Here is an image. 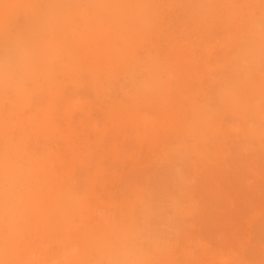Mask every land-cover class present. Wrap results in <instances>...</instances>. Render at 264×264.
I'll return each mask as SVG.
<instances>
[{"label":"rangeland","instance_id":"1","mask_svg":"<svg viewBox=\"0 0 264 264\" xmlns=\"http://www.w3.org/2000/svg\"><path fill=\"white\" fill-rule=\"evenodd\" d=\"M127 1L130 8H149L141 29L132 27L139 18L114 26L112 9H119L122 0L59 2L57 19H65L47 28H42L43 15L56 0H0V60L13 57L20 41L34 36L32 64L20 70L13 89L0 87V110L16 111L14 122L22 124L26 117L45 115L47 129L33 135L29 148L35 147L31 157L41 148L49 152L47 165L35 161L29 178L21 181L37 214L25 212L14 221L18 247L13 264H54L71 245L78 248L75 260L85 251L81 233L86 230L110 235L143 225L151 233L159 211L172 225H155L161 241L144 264H264V135L253 141L241 134L247 123L256 125L243 105L264 111L259 92L264 0ZM74 10L79 13L70 15ZM177 57L180 77L195 73V83L174 80L170 66ZM234 66L241 68V89L233 90L232 83L227 94H217L223 83L219 77ZM178 86L185 97L191 89L199 95L191 104L178 102L182 111L168 117L173 127L152 144L131 129L115 127L119 115L132 109L139 118L157 119L158 103L169 87ZM22 90L25 96L11 106ZM206 99L209 108L202 107ZM208 119L227 129L238 125L241 137L229 131L221 143L203 128ZM191 126L205 131L204 142L195 144ZM1 130L0 146L13 149L15 140L4 143L5 136L13 140L18 130ZM176 148L180 161L173 167L185 178L169 190L182 206L180 214L162 207L163 199L151 190ZM74 194L80 204L74 203ZM144 208L149 216L142 215ZM9 220V215L0 217V235H7ZM95 258L93 248L84 264Z\"/></svg>","mask_w":264,"mask_h":264},{"label":"bare ground","instance_id":"2","mask_svg":"<svg viewBox=\"0 0 264 264\" xmlns=\"http://www.w3.org/2000/svg\"><path fill=\"white\" fill-rule=\"evenodd\" d=\"M15 0H13L14 2ZM65 0H56L54 5L50 6L48 8L44 15H43V26L42 28H47L46 26L51 24L53 20L56 19L59 22H62L63 19H65V16H61L57 19L59 10L63 5ZM68 0H66L67 2ZM106 2L110 1H118V0H105ZM52 2V0H51ZM54 2V1H53ZM61 4H60V3ZM122 4L120 5L119 9H112V12L114 14V19L116 23H113L114 26H119V22L121 19H129V18H136L139 20L135 21L132 24V27H137L138 29H141L144 25V22H142V17L146 15L149 10L148 7H132L130 8V4L127 0H122ZM52 4V3H51ZM61 6V7H60ZM75 9V8H74ZM77 10V9H75ZM72 11L70 15L77 14L79 11ZM113 22V21H112ZM111 22V23H112ZM39 24V23H38ZM31 36V35H30ZM27 37V35H25ZM34 36L27 37L20 41V46L16 48L15 55L13 57H8L7 60H0V84H4L0 87L7 86L9 88L13 89V81L15 78L21 76L20 73L22 71L26 72L29 68V65L31 66L30 62V52L32 51L33 45L32 39ZM264 38V37H263ZM124 39L123 41H125ZM247 54L249 55V58L253 56V48L250 47ZM16 57V58H14ZM248 58V59H249ZM177 62L176 65L170 66V71L173 74L174 80L179 82L181 79L189 80L193 83H195L197 80V75L195 73L190 72L185 78L180 77L179 70L181 69V63L179 58H176ZM253 60V59H252ZM11 61L15 62L14 66H11ZM9 65V68H7ZM188 65L191 67L195 66L193 62H189ZM222 66H226V63H222ZM227 69V73L223 74L219 77L223 83H221L216 89V93L220 95H225L229 92L230 88L228 85L233 86V90L241 89V79L239 75V69L238 67H233V69ZM248 74V73H247ZM246 77V76H245ZM29 78H31V75H29ZM32 79V78H31ZM245 79V78H243ZM183 86L178 87H169L166 91L165 96L163 99L158 103L156 112L158 115L157 119H152L151 115L149 117L146 115L144 117L139 118L138 113L135 110H131L130 113L124 115H119V120L116 121L114 124L116 128H128L133 130V133L136 137L139 138V140L143 141L144 143H153V140H155L156 136L159 134L164 135L170 131V129L173 127L169 123L168 117L173 116L176 117L181 111L182 107L178 104L179 101H187L188 104H191V101L194 99V97H197L199 94H194L193 90L191 89L190 94H188L187 97L183 95L182 92ZM10 89V90H12ZM23 89V88H21ZM20 89V90H21ZM15 91V90H14ZM13 92V91H12ZM25 90H22V93H20L19 98L16 100L11 101V106L17 107L19 104V101H21L22 96L24 97L26 93H24ZM259 92L262 93L260 97H264V80L262 79V83L259 84ZM16 96V93H14ZM208 99H206L202 103V107L209 108ZM254 105H243V109L247 112L249 116V120H253L256 122V125L258 127H252L251 124L246 125V129L241 130V134L243 138H248L250 140L256 141L258 138H260L262 135H264V129L261 127H264V111L258 110ZM242 107V106H241ZM192 108V107H190ZM194 110V109H193ZM194 114V113H193ZM15 116L18 118V113L14 110H7L3 111V109L0 110V138L3 136L2 134V128L7 129H16L18 130V133L16 134L17 138H7L4 140V143L12 144V141L15 140L13 149H10L8 147L0 146V217L3 215H9L10 220L7 221L9 225L7 226L8 231L7 235H0V264H13V260H16V254H17V247H18V240L17 235V228L14 226V221L18 218H21L23 214L29 213V214H37V207L32 206V204L29 203V195L30 191L28 186H24V184L21 182L22 180H27L29 169L31 165L36 161L38 164L47 165L48 158L46 155H49L48 151L42 150V148L37 151L35 154L37 157L36 160H34V157H31V152L35 150L34 146L29 148V144L31 142V139L33 141L34 134L41 132L42 130L47 129V123L45 119V115H41L40 117H26L25 123H19L18 121L14 122L13 117ZM121 116V117H120ZM20 118V117H19ZM13 119V123L12 120ZM17 120V119H16ZM251 120V121H252ZM23 121V120H22ZM193 121L196 122V119L193 118ZM113 125V126H114ZM203 127V125L201 126ZM208 134H215L217 138L220 140L221 143H225L226 139L229 137V131H232V133L236 134L238 132L240 134L238 125L233 124L231 129L224 128L222 124H216L211 123V120L208 119L207 122H205L203 127ZM13 132V130H12ZM27 132V138H24L23 134ZM188 132H191L194 137L195 144L198 141L204 142V130L197 128V127H189ZM4 134V133H3ZM14 134V133H13ZM170 134V133H169ZM240 134V137H241ZM12 135V134H11ZM15 136V135H14ZM15 136V137H16ZM12 137V136H11ZM3 139V138H2ZM3 142V140H1ZM2 144V143H1ZM3 145V144H2ZM189 148L191 150H194L196 152L197 148L196 145H190ZM171 156V162L167 159V165L165 166V173L164 177L160 178L158 180H152L153 187H152V195H159L163 200L161 201L162 207L165 209H170L174 211L177 214H180V211L182 209V206H180L179 200L174 196L173 191L169 190L170 188H174L175 186L180 187L179 185L183 182L185 175L182 170H174L173 164H176L180 161L179 156L176 154L178 149L170 150ZM19 159V160H18ZM18 161H21V163H18ZM181 163V162H180ZM204 174L202 171L201 175ZM157 178V177H156ZM18 183L19 190L15 191L14 187L16 188L15 184ZM168 185V187H166ZM16 194V195H15ZM155 198V196H154ZM13 200L15 204L13 203ZM81 199L74 194L73 201L75 204H80ZM63 210H68L70 208V205H60ZM162 212H158L155 215V221L156 224H154L153 229L151 233H145L143 225L138 226L136 229H130L124 231H119L117 234L112 232V234H108L106 231H102L100 233L96 231H84L81 233V237L85 240V251L81 256H78L75 260L72 258L77 251L78 248L75 245H71L70 247H67V249L59 256L58 262H53L54 264H58L59 262L67 263L68 260L71 258V264H84V260L86 259V256L89 255L91 250L95 248L96 251V258L94 259L93 263L91 264H144V262L147 261V258L150 257L152 254L155 253L157 249V244L159 241H161V238L158 235V230L155 227H169L172 225V220L170 219H163V216H160ZM127 216H130L129 213H126ZM142 215L143 216H149L150 212L144 208L142 209ZM79 220L83 222L84 219H81L78 217ZM164 220V221H163ZM113 240L111 239L113 235ZM163 240V239H162ZM43 251V249H42ZM46 253V252H45ZM44 253V255H45ZM226 252H222L220 254L221 257H226ZM73 259V260H72ZM85 264H88L87 262Z\"/></svg>","mask_w":264,"mask_h":264}]
</instances>
